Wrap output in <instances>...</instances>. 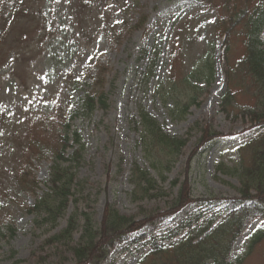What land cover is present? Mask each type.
<instances>
[{
  "label": "rangeland",
  "instance_id": "374dc122",
  "mask_svg": "<svg viewBox=\"0 0 264 264\" xmlns=\"http://www.w3.org/2000/svg\"><path fill=\"white\" fill-rule=\"evenodd\" d=\"M225 4L226 0H0V228L17 229L11 238L0 239V264H35L38 257L44 258L41 264H74L72 253L62 247L39 250L44 236L32 235L33 216L24 208L46 190L41 182L48 178L52 153L60 147L58 138L67 131L68 114L86 94H103L105 108L97 104L89 117L69 123V133L78 131L84 145L76 168V179L82 182L80 195L75 192L74 197H81L79 211L91 213L100 223L109 205L122 216L141 220L166 212L180 186L189 183V191H182L190 198L188 205L162 223L146 224L129 234L110 249L102 264H137L150 249L151 236H160L202 207L221 211L226 206L222 199L238 196V179L217 166L236 170L250 163L248 151L238 149L250 134L245 132L249 125L234 111L222 112L219 98L229 86L239 110L252 102L249 92L241 90L249 78L239 66L240 31L232 35L227 57L224 35L216 31L218 16H226ZM208 52L213 80L199 105L190 107L181 120L170 118L169 104L153 94L154 86L184 78ZM150 60L153 70L145 84L140 74ZM199 86L204 88L203 82ZM140 106L164 133L188 138L164 182L149 167L140 128L136 130ZM208 125L220 136L195 147ZM30 133L37 137L26 143ZM29 146L32 152L25 149ZM134 163L157 180L159 193L132 201L129 178ZM24 168L39 182L37 187L22 185L19 175ZM71 211L69 205L52 233L66 226ZM263 218L249 220L236 238L231 264L238 257L244 264H264V236L251 252L247 244L250 235L264 227Z\"/></svg>",
  "mask_w": 264,
  "mask_h": 264
},
{
  "label": "trees",
  "instance_id": "16d2710c",
  "mask_svg": "<svg viewBox=\"0 0 264 264\" xmlns=\"http://www.w3.org/2000/svg\"><path fill=\"white\" fill-rule=\"evenodd\" d=\"M223 7L226 16H218L216 21L217 33L224 35L223 55L227 57L232 35L239 30L238 37L242 40L239 66L245 69L246 79L249 78V82L245 83L241 90L249 92L252 103L239 110L232 101L233 93L228 86L219 98V106L224 113L234 111L237 115L240 114L242 119L246 118L249 125L246 130H253L254 136L249 137V140L239 147V150L248 151L250 163L236 170L225 168L220 163L217 166L219 172L238 179V196L222 199L226 206L221 211H215L214 206L205 210L201 208L187 219L178 221L174 227L166 229L160 236H151L150 249L137 264H231L229 256L236 238L249 220L257 215L264 217V0H226ZM153 61L150 60L145 71L140 74V79L145 84L148 83L150 72L153 70ZM213 73V64L208 52L199 58L184 78H170L165 83L156 84L153 94L165 105L169 104L167 110L170 118L181 120L190 107L199 105V98L211 84ZM199 82H203L204 88L199 86ZM182 91L184 93H181ZM181 96H184V101ZM97 104L105 108L103 94L97 97L86 94L68 114L65 123L67 131L58 138L60 147L52 153L53 160L48 178L41 182L46 190L24 208L26 214L33 216L30 225L32 235L35 236L36 232H39L40 236H44L39 250L42 251L45 246L62 247L72 253L74 264H102L110 249L125 240L127 234L141 229L146 224L154 226L162 223L168 216L179 212L190 203V198H184L182 194V191H189V183L185 181L166 212L151 213L141 220L122 216L109 205L105 206L100 223L95 222L91 213L79 211L76 204L81 197H74L77 193L80 195L82 182L80 184L76 179V168L80 164L84 145L78 131L69 133L68 128L69 123L76 117H89ZM135 123L136 130L140 128L139 136L145 156L149 160V167L161 182H164V174L171 170L188 138L164 133L141 106L138 121ZM219 136L212 126L208 125L201 130L195 147L208 145ZM34 137L37 136L34 134L27 138L26 143ZM73 145L76 147L73 148ZM68 148L72 150L70 153H66ZM25 149L30 152L34 150L30 146ZM153 152L157 157L153 158ZM19 179L22 185L30 189L39 184L27 174L25 168L21 171ZM129 182L132 185L130 197L133 202L151 197L153 191L160 192L157 180L135 163L130 169ZM174 185L173 181L172 186ZM69 205H72V211L67 217L66 226L52 233L58 221L66 216ZM183 230H186V233L181 235ZM16 231L13 225L0 228V239L11 238ZM263 236L264 227L250 235L247 242L248 252H251ZM42 260L43 257L36 258L35 264H41ZM235 264H244V260L238 257Z\"/></svg>",
  "mask_w": 264,
  "mask_h": 264
}]
</instances>
